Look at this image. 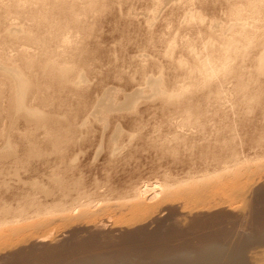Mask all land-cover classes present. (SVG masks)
I'll use <instances>...</instances> for the list:
<instances>
[{"label":"rangeland","instance_id":"374dc122","mask_svg":"<svg viewBox=\"0 0 264 264\" xmlns=\"http://www.w3.org/2000/svg\"><path fill=\"white\" fill-rule=\"evenodd\" d=\"M57 1L28 0L20 15L7 8L10 0L0 3V65L27 69L41 89L39 94L29 91L22 105H11L15 91L0 72V153H6L0 158V264L124 258L114 248L115 241L127 237L128 223L137 229L149 223L146 218L154 221L146 228L153 235L127 237V242L162 240L173 246L183 237L194 242L202 237L226 239L229 225L260 234L263 184L243 200L231 194L264 177V63L258 68L259 55L264 53V0L261 14L251 12V0H75L80 3L76 2L78 14L70 7L72 0ZM42 12L49 18L36 23L34 16ZM31 14L34 22L27 18ZM237 22L246 29L238 27L241 34L248 32L244 37L238 28L232 31L231 24ZM63 25L70 29L73 42L66 47L54 39ZM16 26L32 30L40 40L4 35L7 29L17 32ZM231 37L240 43V48L230 44L235 48L232 52ZM248 42L252 43L246 47ZM222 45L233 57L229 71L217 70L214 77L203 79L198 69L213 58L218 61ZM27 57L36 60L33 67L25 65ZM49 59L72 69L79 84L65 89L59 81L46 78ZM193 70L196 73L190 75ZM155 78L164 85L163 92L176 93V98L168 101V95L156 94L150 84ZM49 116L55 120L44 127L33 120ZM56 136H63L58 143ZM31 145L41 147L44 156L34 155L35 146L33 158L26 156ZM145 185L153 188L146 197L140 195ZM171 190L178 195L171 196ZM228 198L234 202L223 203ZM201 209L205 215L200 217ZM239 210L245 216L238 217ZM102 220L106 227L91 228ZM42 233L48 238L38 241Z\"/></svg>","mask_w":264,"mask_h":264},{"label":"bare ground","instance_id":"6f19581e","mask_svg":"<svg viewBox=\"0 0 264 264\" xmlns=\"http://www.w3.org/2000/svg\"><path fill=\"white\" fill-rule=\"evenodd\" d=\"M3 0H0V3L2 2ZM11 1V5L10 6H7V8H9V10L10 11H14L15 10V14H18V15H20V9H21V7L28 1V0H10ZM57 1V0H56ZM58 2V1H57ZM78 4H80L78 1H76ZM75 2V0H72V6H70V7H72L75 11H76V13H77V11L79 12V10H77V9H75L76 8V6H77V3ZM261 2V3H260ZM262 0L261 1H259V0H251L250 1V7H249V9L251 10V12L254 14V12H259L260 10H261V6H262ZM45 3V2H44ZM61 4V3H60ZM42 5V4H41ZM43 7H45V6H43ZM67 7V6H66ZM84 7H86V6H84ZM90 8V7H89ZM97 8V7H96ZM72 9V10H73ZM80 9H81V7H80ZM83 9V8H82ZM85 10H86V8H85ZM41 11V10H40ZM70 11H71V9H70ZM49 12V11H48ZM47 12V13H48ZM85 12V11H84ZM65 13V12H64ZM80 13V12H79ZM260 13V12H259ZM71 14H72V12H71ZM78 14V13H77ZM241 14H242V12H241ZM240 14V12H239V14H238V12L236 13V15L238 16V15H241ZM245 14V13H244ZM261 14V13H260ZM81 16V15H80ZM236 16V17H237ZM78 17V16H77ZM240 17V16H239ZM27 18L29 19V20H31L32 22H34L33 21V14H31V15H27ZM34 18L36 19H34L35 20V22L36 23H38V22H42V20H47L48 18H49V16L46 14V13H41V14H39V15H37L36 14V16H34ZM60 18V17H59ZM255 18V17H254ZM75 19V18H74ZM200 19V18H199ZM65 21H66V19H64ZM67 20H68V18H67ZM57 21V20H56ZM64 22V21H63ZM62 22V23H63ZM70 22V21H69ZM73 22V21H72ZM55 23V22H54ZM76 23V22H75ZM52 24V23H51ZM51 24H50V26H51ZM60 24V23H59ZM58 24V25H59ZM69 24V23H68ZM238 24V22L237 23H235V24H231L232 25V31H233V29H237L238 27L240 28V29H243V25H237ZM239 24H242V23H239ZM244 24V23H243ZM39 25V24H38ZM44 25V24H43ZM57 25V26H58ZM66 25V24H65ZM256 25V24H255ZM42 26V25H41ZM61 26V25H60ZM73 26H75L74 24H73ZM77 26V25H76ZM90 26V25H89ZM230 26V25H229ZM241 26V27H240ZM65 27H67V26H62L61 27V29H63V30H61V32L59 33V36H57L56 38L54 37V39L56 40V42H59V41H61V42H63V44H64V47H66V45L67 46H69L68 44H70V42H71V40L69 39L70 37H69V35H71V31H69L70 29L68 28V30L65 28ZM231 27V26H230ZM246 27H249V26H246ZM245 26H244V28H246ZM256 27V26H255ZM57 28V27H56ZM56 28H54V30L56 29ZM75 28V27H74ZM77 28V27H76ZM75 28V29H76ZM239 28H238V30H239ZM58 29V28H57ZM64 29H66V30H64ZM71 29H72V26H71ZM75 29H74V31H75ZM231 29V28H230ZM257 29V28H256ZM13 30H15V31H17V32H19V33H17V32H11L9 29H7V30H5L4 31V35L5 36H7V37H18V36H20V38L21 39H25V40H36V41H38V40H40L39 38H37V36L33 33V31L32 30H30V29H24V28H22L21 27V29H19V27H14V29ZM53 30V31H54ZM78 30V29H77ZM76 30V31H77ZM246 30V29H245ZM245 30L243 29L242 31L243 32H245ZM241 30H239V33H240V35L242 36V34H243V36L242 37H244L245 35L244 34H247V33H243L242 32V34H241V32H240ZM78 32V31H77ZM252 32H254V30L252 31ZM238 33V34H239ZM256 33V32H255ZM255 33H251V34H255ZM76 34H79V33H76ZM257 34V33H256ZM54 35V34H53ZM52 35V36H53ZM74 36H75V32H74V34H73ZM239 35V36H240ZM72 36V35H71ZM238 36V35H237ZM249 36V35H248ZM254 36H252V38H253ZM51 38V37H50ZM235 37H231V41L228 39V41L227 42H225L226 43V46H227V43L230 41V42H232L233 41V44L232 43H229L228 45L230 46V44H231V46L233 45V46H235V45H239L240 43H238V42H236V41H238V39L237 40H233ZM239 38V37H238ZM42 39V38H41ZM44 40H46V38H43ZM52 40V39H51ZM242 40V39H241ZM247 40V39H246ZM225 41V40H224ZM223 41V42H224ZM252 41V40H251ZM46 42V41H45ZM44 42V43H45ZM49 42V41H48ZM234 42H236L235 44H234ZM71 43H73V42H71ZM250 43H252V42H248V43H246L247 44V46L246 47H248V46H250ZM245 44V45H246ZM256 44V43H255ZM238 45H237V48H240V46L238 47ZM244 45V46H245ZM252 45H254V44H252ZM45 46V45H44ZM51 46V45H50ZM225 46V45H224ZM224 46L222 45V49H221V51H220V53H219V58H218V61H217V58H216V60H214V58L210 61V57H209V60L208 61H210L209 63H203L202 65H201V67H200V69H198V74H201V76L203 77V79H210L209 77H214V75H216V74H214V72L215 71H229L228 69H229V67H231L230 66V61H231V59L233 58H231L230 59V55H229V53H231L232 51H231V49L233 48H231V46H230V48H228V46H227V48L231 51V52H229V50H227V48H226V46H225V48H224ZM259 46H260V44H259ZM245 47V48H246ZM235 48H236V46H235ZM235 48H233V50L235 49ZM244 48V47H243ZM50 50V49H49ZM49 50L47 49L46 51H48V53H49ZM78 50V49H77ZM239 50V49H238ZM245 50V49H244ZM243 50V51H244ZM246 50H247V48H246ZM53 51V50H52ZM51 51V52H52ZM228 51V52H227ZM264 51V50H263ZM262 51V52H263ZM219 52V51H218ZM242 52V51H241ZM47 53V54H48ZM54 54V53H53ZM240 54V53H239ZM244 54V53H243ZM261 54V53H260ZM52 55V54H51ZM211 56H213V54L211 55ZM260 57H259V59L258 60H260V63H261V65H259V67L258 68H260L262 65H263V63H264V53H262L261 55H259ZM241 57V56H240ZM258 57V56H257ZM237 59V58H236ZM256 59V58H255ZM57 61V60H56ZM56 61H54L53 59H49V60H47V65H46V67L47 68H49V71H48V73H47V76H46V78L48 77V78H50V79H52V80H57V81H59V85L61 86V87H63V88H67V86L70 84V86H72V87H75L74 85H78L79 83L73 78V75H72V69L71 70H67L66 69V66H63V65H60V63L58 64ZM234 61V60H233ZM183 62V61H182ZM182 62H180V63H182ZM205 62V61H204ZM244 62V61H243ZM36 63V60L34 59V58H25V65L26 66H28V67H33L34 66V64ZM217 63H220L219 65H217ZM259 63V64H260ZM184 64V63H183ZM232 65V64H231ZM264 67V66H263ZM231 69V68H230ZM262 69H264V68H262ZM197 70V69H196ZM260 70H261V68H260ZM0 72H2L5 76H6V78L9 80V82H10V84H11V86L13 87V89H14V91H15V94H14V97H13V99H12V102H11V105H13L14 103L15 104H18V105H22L23 103H24V101H25V98H26V96H27V94L29 93V91H33V93H35V94H39L40 93V91H41V89H40V87H37L36 86V84H35V82H34V80H33V74H31L27 69H22V68H20V67H15V66H10V67H5V66H3V65H0ZM194 72H195V70H193L192 72H191V74L190 75H192V74H194ZM196 73V72H195ZM220 73V72H219ZM222 73V72H221ZM225 73V72H224ZM77 76V79H79L80 78V74H79V72H78V74H77V71H76V73H75ZM240 75V74H239ZM195 76H196V74H195ZM200 76V77H201ZM150 77V76H149ZM151 77H153V75L151 76ZM199 77V78H200ZM201 77V78H202ZM157 78V77H156ZM154 79V80H151V85L153 86V89L154 88H156L155 90H156V94H160V95H168V97L169 98H167V100L168 101H170L171 100V98L173 99V98H176V93H173V92H169V93H166V92H163L161 89L162 88H160V86L161 85H163V84H160V82L161 81H158L157 79ZM191 78H192V76H191ZM74 80H75V82H74ZM148 80H150V79H148ZM212 80V79H211ZM210 80V81H211ZM205 82H207V81H205ZM163 83V82H162ZM243 83V82H242ZM55 84V83H54ZM195 84V83H194ZM196 85V84H195ZM205 85V84H204ZM39 86V85H38ZM164 86V85H163ZM69 88V87H68ZM165 88V87H164ZM64 90V89H63ZM75 90V89H74ZM154 90V91H155ZM164 90V89H163ZM171 93H173V94H171ZM138 94V93H137ZM133 96V95H132ZM155 96H157V95H155ZM165 96V97H166ZM165 97H162V99H164ZM166 99V98H165ZM175 102V101H174ZM135 105V104H134ZM169 105V104H168ZM68 118V117H67ZM33 120H35V122H36V124L38 125V126H45V125H47L46 123L47 122H49V121H53V120H55V117H53V116H49V117H46V118H42V117H36V118H33ZM60 122V119H58L57 120V123H59ZM50 123V122H49ZM56 123V122H55ZM50 126V125H49ZM48 127V126H47ZM53 128V127H52ZM51 128V129H52ZM54 129H55V127H54ZM58 129V128H57ZM57 129L56 130H54V132L56 131V133L58 132L57 131ZM61 129V128H60ZM47 129L45 128V130L44 131H46ZM48 130H49V128H48ZM65 130H67V129H65ZM72 130V129H71ZM69 131H70V129H69ZM122 132H123V130H121ZM48 132V131H47ZM62 132H64V130L62 131ZM118 133L120 132V130L118 129V131H117ZM116 132V135H115V137L117 136V133ZM52 133V132H51ZM76 133V132H75ZM74 133V134H75ZM48 134V133H47ZM69 135L71 134V133H68ZM120 134V133H119ZM122 134V133H121ZM49 135V134H48ZM51 135V134H50ZM62 135H64V134H62ZM53 136H55V135H53ZM57 136H58V134H57ZM56 136V138L58 139V138H62V137H57ZM48 138H49V136H47ZM46 137V138H47ZM47 138V139H48ZM52 139H53V137H51ZM71 138V137H70ZM73 138V137H72ZM76 138V137H75ZM50 140V139H49ZM59 140V139H58ZM55 141V143H58V142H60V140L59 141H57V140H54ZM57 141V142H56ZM68 141V140H67ZM50 142V141H49ZM52 142V141H51ZM51 144V143H50ZM49 144V145H50ZM53 145H54V142L52 143ZM56 145V144H55ZM58 146H59V144H57ZM63 144H61L60 146H62ZM68 145V144H67ZM32 146V145H31ZM30 146V148H28L27 149V151H26V156H28L29 158H33V156L35 155V156H38V155H40V156H44V155H42L44 152L43 151H41V147L40 148H38V147H36L35 145H33V146H35L36 147V149H35V151H34V155H33V146L31 147ZM51 147V146H50ZM49 146H48V149L50 148ZM38 148V149H37ZM55 148V147H54ZM63 148V147H62ZM47 149V150H48ZM50 149H52V148H50ZM49 149V150H50ZM65 149H67V148H65ZM46 150V151H47ZM53 150H55V149H53ZM45 151V152H46ZM116 151V150H115ZM49 152V151H48ZM57 152V151H56ZM62 152H63V150H62ZM59 153V152H58ZM45 154V153H44ZM47 154V153H46ZM6 155V153H0V158H2V157H4ZM25 156V157H26ZM48 156V155H47ZM27 158V157H26ZM35 158V157H34ZM40 158V157H39ZM38 157H37V159H39ZM66 157L64 156V159H65ZM63 159V158H62ZM48 162V161H47ZM243 165V164H242ZM239 168V167H238ZM247 169V168H246ZM237 170V169H236ZM17 170H15V172H16ZM239 171V170H238ZM236 172V171H235ZM18 173V172H17ZM254 174V173H253ZM225 175V174H224ZM245 175V174H244ZM249 175H251V174H249ZM20 176V175H19ZM219 176V175H218ZM238 176V175H237ZM241 176V175H240ZM239 176V177H240ZM253 176V175H252ZM251 176V177H252ZM17 177V176H16ZM220 177V176H219ZM219 177H217V178H215V179H218ZM228 177V176H227ZM224 178H226V176L224 177ZM241 178H242V176H241ZM249 178V177H248ZM257 178V177H256ZM259 178V179H258ZM257 178V180L252 184H250V183H248V184H250L249 186H248V184H247V186L248 187H244V189H241V187H242V185H241V187H240V185H239V188L241 189V190H237V191H235L234 193L232 192V194L231 195H233V197L234 198H236V200L238 199H240L241 197L240 196H242V200L244 199V198H247L248 196H253L254 194V190H255V187L257 186V184H263V186H264V179L262 180V178H264V177H258ZM221 179V178H220ZM230 179H233V178H230ZM229 179V180H230ZM247 179V178H246ZM254 179V178H253ZM210 180V179H209ZM209 180H208V182H209ZM250 180H252V179H250ZM222 182H224V180H221ZM226 181V180H225ZM233 181H234V179H233ZM237 181V180H236ZM242 181V180H241ZM247 181V180H246ZM246 181L244 182V185H245V183H246ZM33 182V181H32ZM56 182H58V181H56ZM196 182V181H195ZM200 182V181H199ZM206 182V181H205ZM210 182H213V181H210ZM231 182V181H230ZM6 183V182H5ZM31 183V182H30ZM34 183V182H33ZM32 183V184H33ZM61 183H63V181L61 182ZM201 183H202V181H201ZM234 183V182H233ZM232 183V184H233ZM236 183V182H235ZM6 184H8V183H6ZM36 185H37V183H35ZM59 184V183H58ZM57 184V185H58ZM194 184H197V183H194ZM204 183H202V184H200V185H203ZM213 184H215L216 185V182L215 183H213ZM228 184H229V182H228ZM239 184H240V182H239ZM31 185V184H30ZM35 185V186H36ZM60 185V184H59ZM62 185V184H61ZM150 185V184H149ZM157 185V184H156ZM193 185V184H192ZM191 185V186H192ZM210 185V184H209ZM208 184L206 185V187L207 186H209ZM221 185V184H220ZM219 184H218V186H220ZM224 185V184H223ZM2 186V185H1ZM4 186V185H3ZM7 186V185H6ZM8 186H9V184H8ZM33 186V185H32ZM39 185H37V187H38ZM41 186V185H40ZM40 186L38 187V188H40ZM185 186H187V185H185ZM189 186V185H188ZM187 186V187H188ZM217 186V185H216ZM222 186V185H221ZM225 186V185H224ZM262 186V185H261ZM57 188H58V186H56ZM55 187V188H56ZM153 187H155V184L153 185ZM159 187V186H158ZM157 187V188H158ZM204 187H205V185H204ZM211 187H212V185H211ZM7 188V187H6ZM44 188V187H43ZM47 188V187H46ZM61 188V187H60ZM186 188V187H185ZM191 188H193V187H191ZM207 188H209V187H207ZM207 188H205V190L207 189ZM221 188V187H220ZM152 190H153V188H151ZM149 187H148V185H145L144 186V189H142V193L140 194V195H143L144 196V194H146V192H147V194H148V191L149 190H151ZM156 188H154V190H155ZM160 189V188H159ZM171 189V188H170ZM169 189V190H170ZM184 189V188H183ZM188 189V188H187ZM194 189V188H193ZM193 189H191V190H193ZM200 189V188H199ZM212 189H215V186H213V188ZM226 189V188H225ZM42 190V189H41ZM46 190V189H45ZM47 190H50L49 188L47 189ZM53 190V189H52ZM56 190V189H55ZM151 190V191H152ZM178 190V189H177ZM177 190H176V192H177ZM185 190V189H184ZM208 190V189H207ZM220 190V189H219ZM236 190V189H235ZM43 191V190H42ZM161 191V190H160ZM159 191V192H160ZM164 191V190H163ZM175 191V190H174ZM186 191H188V190H186ZM197 191H198V189H197ZM200 191H201V189H200ZM212 191V190H211ZM229 191H231L230 189H229ZM232 191H234V189L232 190ZM259 191V190H258ZM257 191V192H258ZM49 192V191H48ZM141 192V191H140ZM150 192V191H149ZM157 192V191H156ZM162 192V191H161ZM165 192V191H164ZM194 192H195V190H194ZM202 193L204 192V191H201ZM228 192V191H227ZM256 192V191H255ZM43 193V192H42ZM50 193V192H49ZM151 193V192H150ZM166 193V192H165ZM167 193H168V191H167ZM171 193H173L172 192V190H171ZM178 193V192H177ZM177 193H173V195L172 194H170L171 196H174L175 194L176 195H178ZM180 193H182L181 192V189H180ZM214 193V192H213ZM224 193H226L225 191H224ZM263 193V192H262ZM154 195L152 196V197H155V193H153ZM162 194V193H161ZM169 194V193H168ZM185 194V193H184ZM187 194V193H186ZM195 194V193H194ZM215 194H217V193H215ZM229 193H227V195H228ZM49 195V194H48ZM50 195H52V193L50 194ZM152 195V194H151ZM159 195V194H158ZM175 195V196H176ZM180 195V194H179ZM202 195V194H201ZM53 196V195H52ZM147 195H145L144 197H146ZM149 196V195H148ZM174 196V197H175ZM183 196V195H182ZM193 196V195H192ZM197 196V195H196ZM204 196H205V193H204ZM217 196V195H216ZM251 196V197H252ZM141 198H142V196H140ZM140 197H139V199H140ZM150 197V199H153V198H151V196H149ZM178 197V196H177ZM180 197V196H179ZM237 197H239V198H237ZM251 197H249L250 199H252ZM255 197V196H254ZM157 197H155V200H158V199H156ZM160 198V197H159ZM165 198V197H164ZM181 198V197H180ZM184 198V197H183ZM219 198V197H218ZM232 198V197H231ZM112 199V198H111ZM138 199V200H139ZM143 199L144 198H142V202H144V201H146V200H144L143 201ZM166 199V198H165ZM179 199V198H178ZM178 199H176V200H178ZM204 199H206V198H204ZM227 199V198H226ZM224 200V199H222V201H224L223 203H225L226 201H229V200H231L232 201V199H229L228 198V200ZM160 200V199H159ZM168 200L170 201V199L168 198ZM172 200V199H171ZM175 200V199H174ZM175 200V201H176ZM182 200V199H181ZM187 200V199H186ZM198 200H199V196H198ZM203 199H201V201H202ZM215 200V199H214ZM218 200V199H217ZM237 200V201H238ZM246 200V199H245ZM136 202H137V199L135 200ZM140 201H141V199H140ZM161 201H163L162 199H161ZM200 201V202H201ZM247 201V200H246ZM152 202V201H151ZM187 202H189V201H187ZM186 202V203H187ZM230 202V201H229ZM234 202V199H233V201H232V203ZM138 203H140V202H137V204ZM154 203V202H153ZM221 203V202H220ZM222 203V204H223ZM241 203H243V202H241ZM152 204V203H151ZM175 204V203H174ZM178 204V203H177ZM185 204V203H184ZM217 204V203H216ZM230 204V203H229ZM140 204H138V206H139ZM144 205V204H143ZM147 205H149L148 203H147ZM161 205V204H160ZM203 205V204H202ZM211 205V204H210ZM218 205V204H217ZM225 205V204H224ZM238 205V204H237ZM243 205V204H242ZM138 206H137V209H138ZM146 206V205H145ZM162 206V205H161ZM186 206H187V204H186ZM197 206V205H196ZM222 206V205H221ZM220 206V207H221ZM234 206V205H233ZM246 206V205H245ZM2 207V206H1ZM3 207H5V205L3 206ZM124 207V206H123ZM143 207V206H142ZM147 207V206H146ZM151 207V206H150ZM159 207V206H158ZM202 207V206H201ZM231 207V206H230ZM239 207H241V205L239 206ZM24 208H25V206H24ZM144 208V207H143ZM148 208V207H147ZM184 208V207H183ZM193 208V207H192ZM195 208V207H194ZM208 208V207H207ZM217 208V207H216ZM3 209H5V208H3ZM8 209V208H7ZM7 209H6V211H7ZM78 209H79V207H78ZM114 209V208H113ZM157 210V207H155L154 208V210ZM203 209H205V208H203ZM215 209V208H214ZM220 209V208H219ZM237 209V208H236ZM11 210H12V208H11ZM11 210H10V214H11ZM16 209H14V211H15ZM29 210V209H28ZM74 210V209H73ZM80 210V209H79ZM84 209H82V211H83ZM86 210V209H85ZM89 210V209H88ZM107 210V209H106ZM130 210V209H129ZM185 210V209H184ZM190 211H189V213L190 214H193L194 213V211L193 210H191V209H189ZM210 210V209H209ZM242 210V209H241ZM241 210H239V211H237V214L236 215H238V217L239 216H245V213H243L244 211H241ZM246 210V209H245ZM1 211V210H0ZM72 211V210H71ZM75 211V210H74ZM90 211V210H89ZM93 211V210H92ZM104 211V210H103ZM112 211V210H111ZM115 211V210H114ZM134 211V210H133ZM141 210H139L138 211V213L140 212ZM149 211H151V209L149 210ZM160 211V210H159ZM204 210H202L201 209V211L199 212V213H197V216L198 215H200V217L201 216H204L203 215V212ZM235 211V210H234ZM233 211V212H234ZM247 211V210H246ZM245 211V212H246ZM2 212H3V210H2ZM53 212V211H52ZM69 213H70V211H68ZM79 212V211H78ZM85 212V211H84ZM88 212V211H87ZM87 212H85V213H87ZM117 212V211H116ZM115 212V213H116ZM126 212H127V210H126ZM125 212V213H126ZM196 212V211H195ZM197 212H198V210H197ZM1 213V212H0ZM5 213V212H4ZM8 213V212H7ZM15 213V212H14ZM24 212H22V214H23ZM50 213V212H49ZM63 213H65V212H63ZM90 213V212H89ZM94 213H96V212H94ZM100 213V212H99ZM98 213V214H99ZM105 213H106V211H105ZM124 213V214H125ZM128 213H130V212H128ZM134 213V212H133ZM137 213V214H138ZM143 213V212H142ZM148 213H150V212H148ZM250 213V212H249ZM6 214V213H5ZM4 214V215H5ZM62 216H61V218L63 217V214L62 213H60ZM66 214V213H65ZM64 214V215H65ZM80 214V213H79ZM82 214V213H81ZM88 214V213H87ZM86 214V215H87ZM195 214V213H194ZM235 214V213H234ZM247 214V213H246ZM54 215V214H53ZM58 215V214H57ZM67 215V214H66ZM82 215H84V214H82ZM89 215V214H88ZM116 215V214H115ZM118 215V214H117ZM120 215V214H119ZM132 215V214H131ZM235 215V216H236ZM41 216V215H40ZM45 216H46V213H45ZM44 216V217H45ZM48 216H49V214H48ZM69 216H72V215H69ZM73 216H75V213H74V215ZM72 216V217H73ZM89 216H91V215H89ZM95 216H97L96 214H95ZM124 216V215H123ZM137 216V215H136ZM142 216V215H141ZM138 217L137 216V218L136 219H138V218H142V217ZM196 216V215H195ZM248 216V215H247ZM21 217V216H20ZM51 217V216H50ZM55 217V216H54ZM78 217V216H77ZM79 217H80V215H79ZM78 217V218H79ZM94 217V216H93ZM99 217H100V215H99ZM119 216H117V218H118ZM121 217L122 216H120V219H121ZM125 217V216H124ZM133 217V216H132ZM49 219V217H46V219ZM52 218V217H51ZM60 218V219H61ZM71 217H69V219H70ZM83 218V217H82ZM101 218V217H100ZM116 218V219H117ZM127 218V217H126ZM125 218V219H126ZM144 218H146V217H144ZM154 218H156V217H154ZM198 218V217H197ZM204 218V217H203ZM54 219H56V217L54 218ZM63 219V218H62ZM69 219H67V218H65V220H69ZM73 219H74V217H73ZM250 219V218H249ZM15 220V219H14ZM72 220V219H71ZM80 220V219H79ZM89 220H91V219H89ZM119 220V219H118ZM127 220V219H126ZM129 220V219H128ZM127 220V221H128ZM133 220V219H132ZM144 220V219H143ZM142 219H141V221H143ZM150 220V221H149ZM149 220H147V218H146V220L145 221H148L149 223H146V224H144L143 223V225H141V227H139V228H137V229H134V228H132L131 226V228H129V223H128V231H126L125 232V235L127 236V237H131V238H133V237H135L133 240H136V239H139L142 235H144L145 236V234H152V233H149L150 232V230H148V229H146L147 227H148V225H150V224H153V220L152 219H149ZM217 220V219H216ZM251 220H252V218H251ZM53 221V220H52ZM93 221V220H92ZM104 220H102V221H100V222H97L96 221V223L95 224H93V225H91V228H93V229H97V228H103V226L104 227H106L105 226V224L107 223H104L103 222ZM110 221V220H109ZM113 221V220H112ZM123 221V220H122ZM121 221V222H122ZM136 221V220H135ZM145 221H143V222H145ZM199 221V220H198ZM203 221V220H202ZM219 221V220H218ZM3 222V221H2ZM10 222V221H9ZM8 222V223H9ZM41 222H42V220H41ZM50 222V221H49ZM58 222V221H57ZM66 222V221H65ZM87 222V221H86ZM116 222V221H115ZM120 222V223H121ZM125 222V221H124ZM4 223V222H3ZM35 223H37V222H35ZM44 223V222H43ZM45 223H47V222H45ZM63 223V222H62ZM75 223V222H74ZM78 223V222H77ZM84 223V222H83ZM94 223V222H93ZM123 223V222H122ZM121 223V224H122ZM140 223L141 222H138V224L140 225ZM164 223V222H163ZM41 224V223H40ZM39 223H38V225H40ZM50 224H51V222H50ZM60 224V223H59ZM64 224V223H63ZM66 224V223H65ZM71 224H73V223H71ZM86 224V223H85ZM84 224V225H85ZM134 224H137V223H134ZM201 224V223H200ZM211 224V223H210ZM220 224H221V222H220ZM248 224V223H247ZM0 225H1V223H0ZM48 225V224H47ZM67 225V224H66ZM119 225V224H118ZM125 225V224H124ZM123 225V226H124ZM131 225H132V223H131ZM242 225V224H241ZM45 226V225H44ZM56 226H57V224H56ZM55 226V227H56ZM60 226V225H59ZM114 226H115V224H114ZM113 226V227H114ZM120 226V225H119ZM126 226V225H125ZM221 226V225H220ZM33 227H34V225H33ZM41 227V226H40ZM54 227V228H55ZM78 227V226H77ZM118 227V226H117ZM34 228H36V227H34ZM42 228V227H41ZM53 228V227H52ZM51 228V229H52ZM57 228V227H56ZM64 228V227H63ZM62 228V229H63ZM74 228V227H73ZM80 228V227H79ZM37 229V228H36ZM47 229V228H46ZM197 229H199V225H198V227H197ZM3 230V229H2ZM17 230V229H16ZM59 230V229H58ZM77 230V229H76ZM118 230H124V229H120V228H118ZM12 231V230H11ZM48 231H49V228H48ZM16 232V231H15ZM38 232V231H37ZM44 232V231H43ZM56 232V231H55ZM120 232V231H119ZM201 232V231H200ZM218 233V232H217ZM18 234H19V232H18ZM38 234V233H37ZM49 234H51V233H49ZM55 234L56 233H54V236H55ZM225 234H226V236H227V238L225 239V238H211V239H208V238H206V239H204L203 237H202V240H197V242H194V241H192V240H190V239H185L184 237H183V239H181L180 238V241L181 242H179V241H176L175 243H174V245L173 246H170V245H168V244H166V243H164V241H162V240H160V242L159 243H157V242H148V243H146V242H144V243H141V241H139V243L137 244L136 243V241L135 242H127V240H126V238H124V239H121V240H117V241H115V245H114V248L115 249H117L118 251H122L123 252V256H124V258H119V257H113V256H108V257H105V258H103V257H101V256H92L91 258H88L86 261L85 260H77V261H72V260H70V261H67V262H59V263H54V264H264V227H262L261 228V233L260 234H250V232H248L247 230L245 231V230H242L241 229V227H232V226H230L229 225V227L226 229V232H225ZM12 235V234H11ZM34 235V234H33ZM52 235V234H51ZM153 235V234H152ZM151 235V236H152ZM154 235H156V232L154 233ZM253 235H256V236H254L253 237ZM19 236V235H18ZM27 236V235H26ZM48 234H41L40 236H37L36 238H37V240L39 241H44V240H46L48 237ZM50 236V235H49ZM166 236V235H165ZM7 237V236H6ZM47 237V238H46ZM60 237V236H59ZM104 237V236H103ZM213 237V236H212ZM13 238H15V237H13ZM34 238V237H33ZM54 238V237H53ZM52 240V239H51ZM56 240V239H55ZM54 240V241H55ZM164 240V239H163ZM196 240V239H195ZM54 241L52 240V243H54ZM57 241V240H56ZM51 242V241H50ZM52 246H54L53 244H52ZM121 255V254H120ZM102 256H104V255H102ZM118 256V255H117ZM86 257V256H85ZM89 257V256H88ZM46 259V258H45ZM82 259V258H81ZM135 260H136V262H135ZM127 261H129V262H127ZM37 263V262H36ZM44 263H46V264H50L49 262H44ZM35 264V263H34Z\"/></svg>","mask_w":264,"mask_h":264}]
</instances>
